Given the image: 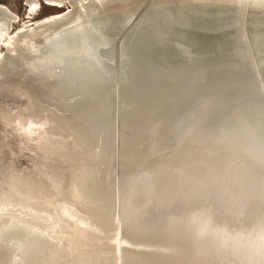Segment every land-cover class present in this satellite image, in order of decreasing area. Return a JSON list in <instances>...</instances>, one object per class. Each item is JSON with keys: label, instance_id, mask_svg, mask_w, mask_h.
Wrapping results in <instances>:
<instances>
[{"label": "bare ground", "instance_id": "obj_1", "mask_svg": "<svg viewBox=\"0 0 264 264\" xmlns=\"http://www.w3.org/2000/svg\"><path fill=\"white\" fill-rule=\"evenodd\" d=\"M50 2L0 5V264H264V0Z\"/></svg>", "mask_w": 264, "mask_h": 264}, {"label": "rangeland", "instance_id": "obj_2", "mask_svg": "<svg viewBox=\"0 0 264 264\" xmlns=\"http://www.w3.org/2000/svg\"><path fill=\"white\" fill-rule=\"evenodd\" d=\"M27 1L28 0H0V5L7 7L9 10H11V12H13L19 18L20 22H17L14 24L13 32H17L19 29L22 28L23 23L28 21L27 20V15H28ZM37 1L39 2V4L43 5V0H37ZM57 10L58 9L48 8L46 11L48 13V16H51V15L60 14L62 12H65L67 9L62 10V11H57ZM44 16H45V11H42L39 9L37 14L32 18V20L33 22L40 21L44 19ZM4 49H5V44L1 43L0 50L2 51Z\"/></svg>", "mask_w": 264, "mask_h": 264}, {"label": "snow or ice", "instance_id": "obj_3", "mask_svg": "<svg viewBox=\"0 0 264 264\" xmlns=\"http://www.w3.org/2000/svg\"><path fill=\"white\" fill-rule=\"evenodd\" d=\"M52 7H56V5L53 4V3H51L50 0H43V5H41V4H31L29 10H30L31 8H36V9H40V10H42V11H45V16H44V18H47L48 13H47L46 10H47L48 8H52Z\"/></svg>", "mask_w": 264, "mask_h": 264}, {"label": "water", "instance_id": "obj_4", "mask_svg": "<svg viewBox=\"0 0 264 264\" xmlns=\"http://www.w3.org/2000/svg\"><path fill=\"white\" fill-rule=\"evenodd\" d=\"M61 6H62V7L58 8L57 11L65 10V9H67L70 5H69L68 3H66V4H62ZM199 34H200V33H199ZM263 53H264V51H263Z\"/></svg>", "mask_w": 264, "mask_h": 264}]
</instances>
